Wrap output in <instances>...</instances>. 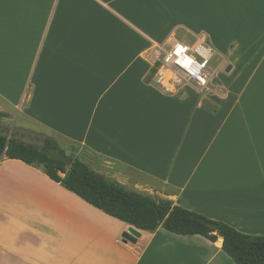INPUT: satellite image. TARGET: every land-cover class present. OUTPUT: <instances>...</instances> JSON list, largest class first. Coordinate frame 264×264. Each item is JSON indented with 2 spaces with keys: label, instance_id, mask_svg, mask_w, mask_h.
Masks as SVG:
<instances>
[{
  "label": "crops",
  "instance_id": "1",
  "mask_svg": "<svg viewBox=\"0 0 264 264\" xmlns=\"http://www.w3.org/2000/svg\"><path fill=\"white\" fill-rule=\"evenodd\" d=\"M180 36L235 78L216 85L211 61L206 89L160 90L149 52ZM1 113L129 191L264 236V0H0ZM0 264L236 263L221 237L135 229L4 155Z\"/></svg>",
  "mask_w": 264,
  "mask_h": 264
},
{
  "label": "trees",
  "instance_id": "2",
  "mask_svg": "<svg viewBox=\"0 0 264 264\" xmlns=\"http://www.w3.org/2000/svg\"><path fill=\"white\" fill-rule=\"evenodd\" d=\"M4 117L1 113L0 123ZM4 155L43 167L50 179L135 229L155 232L163 227L177 235H199L212 242L221 237L223 250L236 264H264V236L247 235L224 222L174 206L170 201L157 202L149 196L129 191L96 173L80 159L69 157L49 136L44 135L39 146L8 137L0 128V158Z\"/></svg>",
  "mask_w": 264,
  "mask_h": 264
},
{
  "label": "built area",
  "instance_id": "3",
  "mask_svg": "<svg viewBox=\"0 0 264 264\" xmlns=\"http://www.w3.org/2000/svg\"><path fill=\"white\" fill-rule=\"evenodd\" d=\"M213 54V48L203 36L191 45L171 38L150 50L152 76L167 94H176L185 86L206 89L212 79Z\"/></svg>",
  "mask_w": 264,
  "mask_h": 264
},
{
  "label": "rangeland",
  "instance_id": "4",
  "mask_svg": "<svg viewBox=\"0 0 264 264\" xmlns=\"http://www.w3.org/2000/svg\"><path fill=\"white\" fill-rule=\"evenodd\" d=\"M178 40L181 41L182 43L184 41L182 36H180ZM218 58L219 56H216L215 59H213L212 61V69L214 72V82L216 85L220 82L224 83V81L233 80L237 74V72H235L229 75V74L223 73L222 70H219L220 66L217 63ZM157 86L160 88V90H162L158 84ZM19 123H20V119H16L15 123H13L12 118L11 119L2 118V121L0 123V128L5 131L8 137H16L27 143H31V144L39 145V146L42 145V138L45 135L44 131H42L44 132L42 133L41 131L23 130V129L18 128L16 125L14 127L13 124L19 125ZM60 146L66 151V154L69 157L74 158L75 154L78 152V148L74 147V149H72V144L69 142L61 141Z\"/></svg>",
  "mask_w": 264,
  "mask_h": 264
},
{
  "label": "water",
  "instance_id": "5",
  "mask_svg": "<svg viewBox=\"0 0 264 264\" xmlns=\"http://www.w3.org/2000/svg\"><path fill=\"white\" fill-rule=\"evenodd\" d=\"M231 70H232V66L229 65V66L227 67V69H226V73H230ZM139 236H140V234H139L136 230L131 229V230L129 231V233H126V234L124 235V239H125L126 241H130V242L135 243V242L137 241V239H138Z\"/></svg>",
  "mask_w": 264,
  "mask_h": 264
}]
</instances>
